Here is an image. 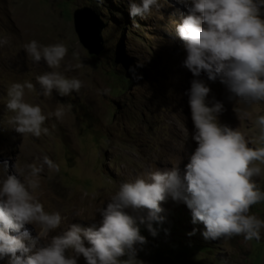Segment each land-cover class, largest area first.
Returning <instances> with one entry per match:
<instances>
[{"label":"rangeland","instance_id":"obj_1","mask_svg":"<svg viewBox=\"0 0 264 264\" xmlns=\"http://www.w3.org/2000/svg\"><path fill=\"white\" fill-rule=\"evenodd\" d=\"M158 2V9L143 19L134 18V24L129 0H0V38L7 40L0 47V163L7 160L8 173L21 179L26 164L42 167L33 194L45 211H57L63 218L49 237L75 222L99 226L96 209L121 182L174 164L182 174L196 147L185 95L193 76L182 66L185 52L175 29L187 8L178 0ZM79 9L89 10L101 26L97 55L88 54L74 32L73 13ZM30 40L63 43L67 53L59 67L50 69L43 60L34 63L23 48ZM48 71L75 77L82 87L68 96L55 90L43 96L35 77ZM199 79L210 89L207 99L223 105L219 122L241 131L248 146H260L256 119L264 115V101L246 104L219 79L209 81L203 73ZM24 81L33 84L32 90L25 89L24 100L41 107L47 135H21L8 124L13 113L5 108L6 90L13 82ZM57 108L64 109L59 120L48 115ZM44 156L59 165L51 178L42 163ZM253 164L261 172L252 179L264 191V164ZM3 175L0 170V178ZM159 206L164 221L159 226L153 222L155 236L137 221L145 237L144 244L135 245L142 264H264V229L259 241H246L242 235L205 240L203 224L191 222L183 201L166 196ZM125 211L141 217L148 210ZM249 214L264 220V201L252 205ZM25 228L33 236L39 231L36 224ZM7 261L5 256L0 264ZM77 264H84L82 256Z\"/></svg>","mask_w":264,"mask_h":264},{"label":"clouds","instance_id":"obj_2","mask_svg":"<svg viewBox=\"0 0 264 264\" xmlns=\"http://www.w3.org/2000/svg\"><path fill=\"white\" fill-rule=\"evenodd\" d=\"M178 3L187 8L186 15L180 13L175 29L185 52L182 66L193 76L185 95L196 142L183 173L174 164L171 169L153 170L147 176L123 181L106 204L96 209L101 218L99 226L75 222L49 237L63 218L57 211H45L33 194L39 188L42 167L26 164L27 172L21 179L8 173V161L4 160L0 163L4 173L0 178V259L7 256V264H77L81 256L84 264H142L136 259L135 247L145 243L139 224L156 235L153 222L159 226L164 221L159 204L166 196L186 204L191 222L203 224L205 240L239 235L246 241L260 240L264 220L249 210L264 201V191L252 179L261 172L253 161L264 164V115L256 119L260 146L250 147L241 131L219 122L223 105L207 99L210 89L199 77L203 73L209 81L219 79L232 96L246 104L264 101V0ZM159 7L158 0H129L128 14L135 24L134 18L143 19ZM6 43L0 38V47ZM23 48L34 63L43 60L50 69L59 67L67 53L59 42L42 45L30 40ZM35 79L43 96L53 90L68 96L82 87L81 80L57 71ZM25 89L32 90L33 84L13 82L6 90L5 108L13 113L8 124L21 135H47L49 130L43 127L47 117L39 105L25 102ZM48 115L59 120L64 109L57 108ZM42 163L49 178L59 171V165L47 156ZM12 167L15 169L14 164ZM141 208L148 210L146 216L134 217L125 211ZM26 224L39 225V231L31 235ZM44 240L47 243H41Z\"/></svg>","mask_w":264,"mask_h":264},{"label":"water","instance_id":"obj_3","mask_svg":"<svg viewBox=\"0 0 264 264\" xmlns=\"http://www.w3.org/2000/svg\"><path fill=\"white\" fill-rule=\"evenodd\" d=\"M73 28L78 42L90 55H97L101 48L99 33L101 26L97 18L87 9H79L73 13Z\"/></svg>","mask_w":264,"mask_h":264}]
</instances>
